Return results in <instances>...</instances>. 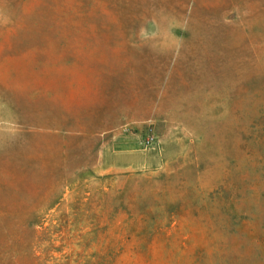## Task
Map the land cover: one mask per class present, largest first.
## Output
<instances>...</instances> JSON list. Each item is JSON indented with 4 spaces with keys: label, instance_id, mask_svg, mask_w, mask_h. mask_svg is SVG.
I'll return each mask as SVG.
<instances>
[{
    "label": "rangeland",
    "instance_id": "obj_1",
    "mask_svg": "<svg viewBox=\"0 0 264 264\" xmlns=\"http://www.w3.org/2000/svg\"><path fill=\"white\" fill-rule=\"evenodd\" d=\"M0 264H264V0H0Z\"/></svg>",
    "mask_w": 264,
    "mask_h": 264
},
{
    "label": "trees",
    "instance_id": "obj_2",
    "mask_svg": "<svg viewBox=\"0 0 264 264\" xmlns=\"http://www.w3.org/2000/svg\"><path fill=\"white\" fill-rule=\"evenodd\" d=\"M35 225H39L42 227V225L40 223H37ZM38 251L39 250L36 249V252H38ZM41 255H44V257ZM41 255L38 258H43L44 263H46L47 261L48 262L58 261L57 257H53L52 255H47L46 253L44 254V252H42V251H41Z\"/></svg>",
    "mask_w": 264,
    "mask_h": 264
},
{
    "label": "built area",
    "instance_id": "obj_3",
    "mask_svg": "<svg viewBox=\"0 0 264 264\" xmlns=\"http://www.w3.org/2000/svg\"><path fill=\"white\" fill-rule=\"evenodd\" d=\"M153 140H154V135H153V133H152V132L148 133V135H147V137H146V143H147V144H150V143L153 142Z\"/></svg>",
    "mask_w": 264,
    "mask_h": 264
}]
</instances>
